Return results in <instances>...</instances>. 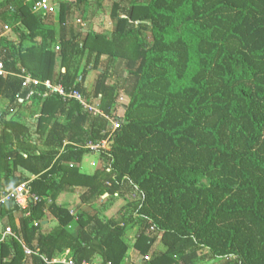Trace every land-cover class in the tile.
Instances as JSON below:
<instances>
[{"label":"trees","instance_id":"obj_1","mask_svg":"<svg viewBox=\"0 0 264 264\" xmlns=\"http://www.w3.org/2000/svg\"><path fill=\"white\" fill-rule=\"evenodd\" d=\"M39 1L5 0L19 44L0 40V191L25 184L39 201L0 204V231L12 232L0 264H136L131 250L150 257L143 264H264V0L62 2L59 38L44 24L51 13L32 12ZM107 1L111 32L66 37L72 8L88 18ZM26 75L81 93L114 119L122 91V124L110 131L77 100L23 89ZM93 154L103 167L87 174ZM77 189L86 209L74 217L58 201ZM118 199L127 203L118 220L99 215Z\"/></svg>","mask_w":264,"mask_h":264},{"label":"rangeland","instance_id":"obj_2","mask_svg":"<svg viewBox=\"0 0 264 264\" xmlns=\"http://www.w3.org/2000/svg\"><path fill=\"white\" fill-rule=\"evenodd\" d=\"M53 1H56V0H53ZM57 1L59 2L60 0H57ZM51 3H53V2H51ZM110 6H111V2L107 1L104 4V9H103L104 11L103 12L101 9H98L96 6H94L91 10V14L89 13V15H87L88 18L85 17L86 15L79 17V18L76 17V14L74 13V8H72L71 12L67 13V21H68L69 27L71 29L72 28L73 29H77V28L90 29L91 28V29H95V30L99 29L100 31L111 32L113 30L114 22L110 19V15H109L110 10H111ZM51 14L54 15L53 21H57L58 15H59L58 9L57 10L55 9L54 12ZM76 19H77V21H76ZM100 68H102V66H100ZM90 73L91 74H88V76H87L85 84H86L87 90L92 93L93 85H94L95 79L97 77L98 71L95 70V71H91ZM128 102H129L128 98L121 91L120 96H119V103H118L117 108L115 110L114 117L115 116L117 118L123 117L124 111L126 108L125 106L128 104ZM3 105H4L3 101L0 100V107L2 108ZM38 109L39 108L34 109L29 114L34 115L36 112L39 111ZM10 114L11 115L9 116V118L13 117L14 120L24 121L23 119H20L21 116L19 114L16 115L15 111L11 112ZM30 115H28L26 117V121L29 124H33L34 120H32V118H30ZM108 124H109V129L111 131L112 122H108ZM32 138H36V135H33ZM103 144H105L104 146H106L107 143L104 142ZM102 167H103V162L99 158V155L93 154V155L84 156L81 168H82V171H84L85 173L93 174L95 171L101 170ZM81 191H82L81 189H77L73 193L62 194V196H60L59 201H58L60 204H66L68 206V209L70 210L71 215L74 217L79 212V210L86 209V207L81 205L80 201H79V195L81 194ZM130 198H132V197H129V199ZM126 204H127L126 200L118 199L113 204H111L110 207H108L106 211L103 210L102 208H98L97 206L95 208L96 209L98 208L101 210V211H98L100 216H107L109 218H113L115 220H118L121 217V215L124 214L123 209L126 207ZM47 224H49L48 227H50L52 231L57 229V223L54 222L53 220L50 219ZM136 230H137V226H135L133 228V230L128 235V241L130 240V242H132V244L134 241L133 238L135 236ZM130 253H131L132 260H135L136 264H143L144 263V261L142 260L141 257L139 259V257L135 256V253L133 250H131ZM200 254L204 255L205 252L203 251ZM201 264H213V262L208 261V262H204Z\"/></svg>","mask_w":264,"mask_h":264},{"label":"built area","instance_id":"obj_3","mask_svg":"<svg viewBox=\"0 0 264 264\" xmlns=\"http://www.w3.org/2000/svg\"><path fill=\"white\" fill-rule=\"evenodd\" d=\"M55 9V5L51 3L50 0H40L39 2L35 3L32 7L33 13H43V14H50L53 13ZM8 75L7 72L3 71L1 65H0V77H6ZM30 85L33 86H44L47 90L52 91L55 94H58L64 101L65 100H77L82 107V109L92 115L93 117H100L104 118L108 122H112V129L111 131L117 130L120 125L122 124V121L120 118L112 119L111 117L105 115L98 107L92 105L90 102L87 101V99L79 92L71 91L66 93L62 86L60 84H53L50 80H45L44 82H41L39 80L31 78L29 75L22 76V88L25 89L29 87ZM19 103L22 102L21 99L18 100ZM106 142V141H105ZM104 143V142H103ZM102 143V148H105V144ZM90 149L96 150L99 148V146H93L89 145ZM9 200H14L15 203L20 205L22 208H25L28 204V202H34L37 203L39 201V198H37L34 194H31L25 184H21L16 189L9 191L6 189H3L0 191V204H3ZM71 214V213H70ZM12 232L10 228H5L4 231H0V241H3L7 237L11 236ZM26 255H30L31 252L28 250H25ZM45 264H56V263H62V264H77L74 261L70 259H54L51 261H48L46 258L42 257ZM144 262H147L150 260L149 256H144L142 258ZM80 264H90L87 262H81ZM93 264H101V262H96Z\"/></svg>","mask_w":264,"mask_h":264},{"label":"crops","instance_id":"obj_4","mask_svg":"<svg viewBox=\"0 0 264 264\" xmlns=\"http://www.w3.org/2000/svg\"><path fill=\"white\" fill-rule=\"evenodd\" d=\"M50 1L54 3L56 10H57L59 4L62 2H67L69 4L74 3V0H60L59 2L57 0L56 1L50 0ZM5 5H6L5 0H0V40H1V47L2 48L11 49L12 45L17 47L19 44L18 34H17L18 33L17 27L19 26V23L17 21H15V18H13L11 10L9 8L5 7ZM53 17H54V15L52 14V16H50V18H47V20L44 21V24L46 26V29L53 30L55 33V37L59 38L60 37V25L58 24V20L53 21L54 20ZM76 17H78V16L76 15ZM76 21H77V19H76ZM64 26H65L66 31H67L66 37L67 38L71 37L73 28L71 29L69 27L67 19L65 21ZM15 50H16V48H15ZM56 50H58V47H56ZM89 74H91V73H89ZM85 82H86V80H85ZM93 88H94V85H93ZM84 89H86V91L89 92L86 88V84L84 85ZM119 96H120V94H119ZM1 100L3 101L4 105L2 106V108L0 107V115L8 107V103L3 99H1ZM118 103H119V97L117 100V104ZM91 104L98 107L96 102H91ZM34 109H37V108L34 107L33 110ZM45 224H47V222H45Z\"/></svg>","mask_w":264,"mask_h":264},{"label":"water","instance_id":"obj_5","mask_svg":"<svg viewBox=\"0 0 264 264\" xmlns=\"http://www.w3.org/2000/svg\"><path fill=\"white\" fill-rule=\"evenodd\" d=\"M126 109V108H125Z\"/></svg>","mask_w":264,"mask_h":264}]
</instances>
